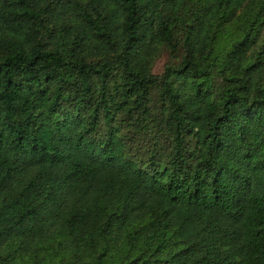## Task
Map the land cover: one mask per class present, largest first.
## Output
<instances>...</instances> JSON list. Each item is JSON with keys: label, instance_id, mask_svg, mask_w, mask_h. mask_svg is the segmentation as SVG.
Listing matches in <instances>:
<instances>
[{"label": "trees", "instance_id": "16d2710c", "mask_svg": "<svg viewBox=\"0 0 264 264\" xmlns=\"http://www.w3.org/2000/svg\"><path fill=\"white\" fill-rule=\"evenodd\" d=\"M0 264H264V0H0Z\"/></svg>", "mask_w": 264, "mask_h": 264}]
</instances>
